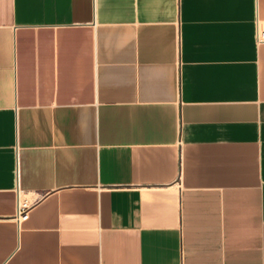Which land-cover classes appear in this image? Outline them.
Masks as SVG:
<instances>
[{"label": "crops", "instance_id": "crops-1", "mask_svg": "<svg viewBox=\"0 0 264 264\" xmlns=\"http://www.w3.org/2000/svg\"><path fill=\"white\" fill-rule=\"evenodd\" d=\"M255 27L264 0H0V264H264Z\"/></svg>", "mask_w": 264, "mask_h": 264}, {"label": "built area", "instance_id": "built-area-1", "mask_svg": "<svg viewBox=\"0 0 264 264\" xmlns=\"http://www.w3.org/2000/svg\"><path fill=\"white\" fill-rule=\"evenodd\" d=\"M264 42V30H258L256 27L254 29V43H263ZM28 205L24 201H16L15 207V219L23 220L26 218V211Z\"/></svg>", "mask_w": 264, "mask_h": 264}]
</instances>
